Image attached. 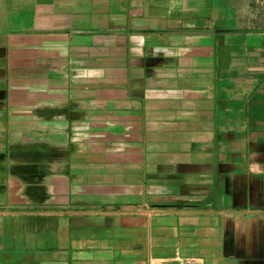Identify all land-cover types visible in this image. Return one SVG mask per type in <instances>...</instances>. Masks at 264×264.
I'll list each match as a JSON object with an SVG mask.
<instances>
[{"label":"crops","instance_id":"obj_1","mask_svg":"<svg viewBox=\"0 0 264 264\" xmlns=\"http://www.w3.org/2000/svg\"><path fill=\"white\" fill-rule=\"evenodd\" d=\"M254 0H0V264H264Z\"/></svg>","mask_w":264,"mask_h":264},{"label":"rangeland","instance_id":"obj_2","mask_svg":"<svg viewBox=\"0 0 264 264\" xmlns=\"http://www.w3.org/2000/svg\"><path fill=\"white\" fill-rule=\"evenodd\" d=\"M254 20L255 27L264 30V0H254Z\"/></svg>","mask_w":264,"mask_h":264},{"label":"built area","instance_id":"obj_3","mask_svg":"<svg viewBox=\"0 0 264 264\" xmlns=\"http://www.w3.org/2000/svg\"><path fill=\"white\" fill-rule=\"evenodd\" d=\"M187 262H188V263H187ZM186 263H187V264H191L189 260H188V261H186Z\"/></svg>","mask_w":264,"mask_h":264}]
</instances>
